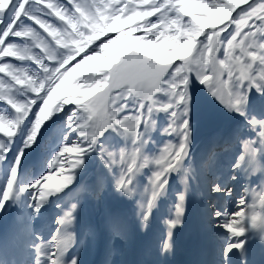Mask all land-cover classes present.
<instances>
[{"label": "snow or ice", "instance_id": "6c2138e0", "mask_svg": "<svg viewBox=\"0 0 264 264\" xmlns=\"http://www.w3.org/2000/svg\"><path fill=\"white\" fill-rule=\"evenodd\" d=\"M239 5L243 6L237 11ZM193 9L207 11L210 19L223 13L217 21L223 26L206 33L205 28L209 25L198 20ZM233 12L234 16L231 15ZM151 16H156V19L144 24L135 23L131 29H124V25ZM184 16L192 19L184 21ZM53 17H58L64 23L56 24ZM227 17L230 19H226ZM27 19L33 21V27L28 31L18 30L22 20ZM110 31H114L118 39L108 36L107 40L101 41L90 51H85L97 34L103 35ZM132 32H139L140 35L132 44L124 46L117 55L110 58L107 71L94 77H86L84 81H77L75 88L70 87L57 97L58 90L77 69L97 56L104 55L105 49L117 44L125 36H130ZM45 33L48 35L45 36ZM200 36L203 39L198 40L197 37ZM12 37H26L34 41V44L31 48L18 46L11 42ZM197 44L199 47H196ZM193 48L195 55L190 60L172 65L164 59L169 54L178 57L181 50L187 56ZM221 52L225 53L222 60L218 59ZM4 57H15L19 61L35 59L39 68L28 73L14 68L13 63L4 60ZM0 61V73H5L8 77L0 78V100L7 98V103L16 113L21 114L20 119L15 122L6 121L0 115V133L6 137H14L17 126L26 118L31 108L39 112L35 124V129L39 130L44 118L49 119L54 111H62L66 104L77 105L69 124V135L65 137L64 146L51 159L48 173L53 168H72L64 186L67 188V184H73L76 170L84 165V158L90 152H99L106 167L114 169L119 166L123 169L117 180V187L132 196L135 175L141 169L154 165L156 171L151 181L152 194L144 216L147 222L157 197L168 186L170 174L180 172L187 157L190 142L191 82L195 76L201 78L229 108L241 115H246L253 88L264 97V0H210L209 3L194 0H56L55 3L52 0H0ZM72 62H75L74 65ZM81 87L90 89L84 94L85 97L93 91L105 88L107 91L87 103H80L79 98L73 100L72 97L73 92ZM21 94L28 97L24 103L12 99L19 98ZM161 94L167 97L166 101L161 100ZM54 98L58 102L53 104ZM130 100L136 101L134 109L129 104ZM129 111H134L135 116H129ZM158 111L170 113V132L181 140L177 144H169L159 157L150 160L143 155V147L147 143L144 137L146 132L154 129L153 116ZM249 124L257 130L258 142L249 141L244 145V153L239 157L235 168L247 173L256 164L260 171H264L257 160L264 151V120L252 119ZM108 131H115L125 139H132L130 156L127 150L107 152L103 148L102 140ZM37 136L38 131H33L26 147L30 148ZM6 146L7 142L0 146V156L5 159L7 153L3 149ZM40 147L37 145V148ZM70 152L77 153L74 162L67 165L58 162L61 159L68 161L69 157L65 153ZM22 158L16 161L8 181L0 190V211L18 192L24 191L32 194V207L38 213L48 197L64 190L62 187L51 192L44 191L48 188L46 181L51 179L49 175L21 188L19 177ZM185 185L187 188V181ZM221 191L219 184L213 187V192ZM252 197L250 208L245 199H240L239 205L249 208L251 225L256 229L264 220L261 218L260 224H257L256 200L259 199L264 204V194L257 196L253 193ZM185 202V195H180L176 218L169 222L170 228L181 223ZM75 211L76 206L73 205L58 221L60 227L56 235L37 249L40 256L47 259V264H65L64 257L75 242L71 231ZM245 218L246 213L240 209L226 219L223 213H216V219L224 221L220 226L233 238L245 235ZM244 247L243 242L233 240L225 253H231L233 249L242 250ZM164 248L169 250L170 244L166 243ZM71 264H76V261L72 260Z\"/></svg>", "mask_w": 264, "mask_h": 264}, {"label": "rangeland", "instance_id": "374dc122", "mask_svg": "<svg viewBox=\"0 0 264 264\" xmlns=\"http://www.w3.org/2000/svg\"><path fill=\"white\" fill-rule=\"evenodd\" d=\"M194 2H200V3H202L201 0H194ZM194 10L195 11H198V12L202 11V10L193 9V11ZM59 21L60 20L57 17V23L56 24H60L61 21H60V23H59ZM21 23L19 25V29L18 30H21V31L26 30V31H28V30L31 29V28L23 29ZM41 31L43 32V29ZM47 35L48 34L45 33V36H47ZM20 38L21 37H19V39ZM49 39H51V37H49ZM11 42L17 44L18 46H23V47H26V48H31L32 45L34 44V41H30V40L29 41H25L26 42L25 45L20 44V43H17L16 41H11ZM93 42H94V40L91 41V43L89 44L91 47L94 46V43ZM126 45H128V43L124 44L123 47L126 46ZM123 47H121V48L119 47V48H117L115 50L110 51L105 56V59L107 61H106V63L103 64V66L108 65L110 58L113 57V56H115V55H117L122 50ZM9 58L15 59V57H4L3 59L9 60ZM100 59H101L100 56H97V60H100ZM218 59H220V60L223 59L222 52L219 53ZM93 60H95V59H93ZM187 60H190V59H187ZM28 61L29 60H26V62H28ZM30 61L37 63V65L39 66V63L35 59L30 60ZM0 65H2V61H0ZM12 66L14 68H19V67H15L14 63H13ZM27 67L28 68H26V67L25 68L24 67H20L19 69H21V70H23L25 72H28V73H33L37 69V67L33 66L32 63H29V66H27ZM99 67H100V65L99 64H96L91 69H93V70L94 69H99ZM29 68H31V72H30V69ZM86 69H87V64L86 65H83L81 68L77 69V71L75 73H73L72 76H75L76 78H82L83 75H84V73H85V70ZM257 75H259V74H257ZM193 76H195V74H193ZM70 78L71 77H69L68 80L65 81V86L63 85L58 90L57 97L61 96V93L62 92L64 93L66 89L70 88V86H69V80H70ZM196 78H197V76H195V79L191 82L192 83V88H191V92H192V103H191V105H194L195 106V107L191 106V108H193L192 109L193 113L190 115V118H193L190 121V135H192L193 138L196 137V136H198L196 131H198L199 129L205 130V129H207V127L210 124L212 125L213 122H214V121L212 122V118H213L214 114L217 113L220 110H224V108H227L230 111H233L234 112V113H232L233 116H234V119L233 120H236L237 119L240 122L242 128H245V127H243V125H245V123H249V121L251 119H253V117L250 116V114H251L250 112H252V109L251 108L247 107V109H246V115H241L240 113H238V112L234 111L233 109L229 108L227 106V104L224 101H222L219 97L215 96L214 93L209 89V87H208L207 84H204L201 87V85L203 84L204 81H202V80L199 79L198 84L196 83V85H197L196 86L195 85ZM103 91H107V89L105 88L104 90H100V91H97V92L95 91L96 93L94 92L95 94H93L91 97L74 96V95H81L82 94L81 89L78 88L76 91L73 92V97L72 98H73V100H76L77 98H79V102L80 103H87L88 100L94 99L96 96L101 95V93ZM252 92H253V94L250 96V100H249V104L248 105L251 106V107L256 106V108L254 109V112L256 114H258L259 111H260V114L261 113H264V97H262L259 93H257L255 88H253ZM33 94L34 93H30V95H33ZM12 99L16 100V102H18V103H24L25 102V100H22L20 97H19L20 100H17L14 97ZM56 102H58V101H57L56 98H54L53 104L56 103ZM1 107L3 108V111H0V115H3L5 117V119H6V121L15 122L16 119H20L21 114L16 113L14 109H10V108H8L5 105H3ZM77 107L78 106L75 105V104L68 105L65 108V112H64V115L65 116H64L63 120H61V121H59V118H56L58 116L57 115V111H54L53 114L51 115V117L49 119H47L46 117L44 118V121L42 122V126H41V128L39 130H36L34 128L35 121H36V118L39 115V112L37 113V110L35 108H31L30 109L29 114L26 116V118L22 119L21 120V123L17 126V134H19L21 132V130H23L24 128L26 129V131H25L24 138L22 139V141H20V144L21 145H20L19 149L13 155L11 165L9 167L8 166H4V163H3L1 165V167H0V174H1V176H0V181H1V183H0V190L3 189L4 185L8 181L10 172L15 167V164H16L15 161L18 160V159H20L21 157H23L25 155V153L28 151L29 147H26L27 144H28V137L30 135H32L34 129H35V131H38V133H41L42 130L45 129V127L47 125L51 124V122L52 123L54 122L53 121V118H55V123L51 125V126H53L52 129L55 128V127L58 128L60 126L58 128V130L61 131L60 137L62 135L68 136L69 135V124H70V121L73 118V115H74L73 112L77 110ZM259 108H260V110H259ZM62 112H63V110L62 111H59V114H62ZM32 113H35V115H33ZM163 113H164V111H158V112H156L154 114V118L156 119V121H157L158 118H160L163 115ZM168 113L169 112H166L167 115H168ZM252 114H253V112H252ZM52 116H53V118H52ZM217 120H218V124H221V117H218ZM25 121L27 122V126L24 127ZM192 122H196L197 129L192 130L193 129L192 126H191V123ZM239 122H237L235 125H239ZM251 126L252 125L249 124V127L250 128H251ZM154 128H155L156 131H158V126L156 124H155V127ZM120 136H122V135L120 133H118V132H115V131H108V132H106L105 133V139H107V141L102 142L103 148L107 152H119L121 150H127V148H126V147H128L127 141H130L131 138L125 139V143H124L123 147L120 144L121 145L120 147L123 148L121 150H120L119 147L117 149V145H115V148H113V149L110 148V146L112 144L110 139H113L114 142H119L120 143V141H121ZM144 138L147 141V143L143 147V155L145 157H147L148 159L152 160V158L150 156V150L147 147V145L149 144L147 132L145 133V137ZM74 139H75V133H73V140ZM37 141L38 140H36V142ZM45 143H46V145L43 146ZM4 145H5V142H4ZM47 145H49L47 142H43L42 147L45 148ZM0 146H2V145L0 144ZM49 147H50V145H49ZM69 147H71V145H69ZM3 150L5 152L6 147H4ZM263 153H264V151H263ZM21 154H22V156H21ZM65 155L67 157H69V160L68 161H65V160L61 159V162L67 165L68 163L75 161V158H76L77 153L76 152H70V153H65ZM98 160H99V162H98L97 166L95 167V163H97ZM115 169H117V166L114 169H109L108 167L105 166V163L101 159V154L99 152H90L84 158V165L80 169H77L76 170L75 179H74L73 184L77 180H79L81 177H83L84 175L86 177L85 178V182L92 181V183L94 182L98 186V191H96L97 193L102 192V190H104V186H107V185L111 184V189H112V191L114 190V194L113 195H115V196L117 195L116 196V199H115L116 202L113 201V203L115 202L114 205L116 203H122V204L127 203L128 201H130V198H132V196H129L125 192H123L122 190H120L117 187V183H108V184L106 183V184H104V181H105L106 178H108V175H112L115 179L117 178L115 176V173H116ZM90 170H91V172H90ZM147 170H149V169L147 167H145V168L141 169L138 173H140V172L141 173H144ZM72 171H73V169L70 168V167H67V166L64 167L63 169L58 168L54 172L55 175L53 177V181L50 180V181L47 182L48 188L47 189H44V191L51 192V191L58 190V189H60L62 187L64 188L63 191H65L66 189H68L69 187H71V185H73V184H67V188L64 187V186H65L66 181L68 180V178L70 176V173ZM203 171H204V173H206L205 175H207V177H205V175H204V177L205 178H209L210 173L208 174L205 170H203ZM211 171H213V168L209 167V172H211ZM184 173H186L189 176V180H190V183H191L192 200H194L196 198H199L200 196H203V195H206V194L208 195L209 198L215 196L214 195L215 192H213V187L216 185V181L213 180L210 183V179H209V181L206 179V182H205V184H207L206 187L202 186L203 184L198 180L199 179L200 170L195 165L192 166L191 164H188V169L185 170ZM118 178H117V180H118ZM102 179H103V182H102ZM25 184L26 185H31L32 184V181H30V178L28 179V181H26ZM149 186L150 185H148V184H146L144 187H141V185H138V184H134L133 185V189H134L133 190L134 191V194H133L134 199H133V201L135 203H140V205H141V203L143 204L145 202V200H146L145 196H143V194L141 192L140 193H139V191L137 192V190H141L142 189L144 192L145 191L147 192V190L149 188L150 191H151V194H152V188H151V186L150 187ZM210 186L212 187V189H210ZM28 194H29V196L32 195L30 192H28ZM113 195H109V197H112ZM52 197H54V195L51 196V197H48V201L41 208L40 212H42V216H43V210H44V212L46 210H48L47 204L52 199ZM112 199H111V201H112ZM234 207H235L234 212L233 213H228L227 212L226 218H228L231 214L232 215H235V212L238 209H240V211H242V209H243V207L239 205V201L237 202V204ZM210 209H211V207L209 205L208 210H209V213H210L209 215L211 216ZM25 212H28V209L27 208H25L24 210H22V214H23L24 217H28L30 219H32L33 215H35V216L38 215L39 216V214H40V212H38V213L37 212H34L33 214H29L31 212V211H29L27 213V215L25 216ZM141 216L142 215H140V217ZM211 220L214 221L215 229L218 230L219 232H221L222 234H224L223 235L224 237L229 236L228 238H232L233 239V237H231V234H229L226 229H224L223 227L220 226L224 221H220L219 220V223L216 224L215 223V221L217 220L216 217H211ZM239 223H240V220L238 219L237 220V224H239ZM30 232H31V229H30ZM44 233H46V232H44ZM162 242H164V240ZM111 248H112V244H111ZM121 251L124 252V249H122ZM87 258H89L88 257V252H86L85 255L83 256V258H80V259L81 260L86 259V262H87V261L90 260V259L88 260ZM77 262L79 263L80 261H77ZM77 262H76V264H77Z\"/></svg>", "mask_w": 264, "mask_h": 264}, {"label": "trees", "instance_id": "16d2710c", "mask_svg": "<svg viewBox=\"0 0 264 264\" xmlns=\"http://www.w3.org/2000/svg\"><path fill=\"white\" fill-rule=\"evenodd\" d=\"M211 11H214V10H211ZM224 14L223 13H218L217 14V17L215 18V19H210L209 18V16H207L206 18H205V22L207 23V24H215V25H218V24H220L219 22H217L218 20H219V18L221 17V16H223ZM228 18V17H227ZM226 18V19H227ZM197 19L198 20H200L198 17H197ZM194 23H195V21H193ZM116 39H118V38H116ZM134 39H135V37H133V36H130V37H124V39L123 40H120L117 44H113L109 49H105L104 50V55H100V60H98V61H94V62H92V64H90V66H94V65H96V64H99V65H101V66H103V64L104 63H106V59H105V56L110 52V51H112V50H115V49H117V48H121V47H123V45L124 44H126V43H128V44H132L133 43V41H134ZM173 57H168V55L164 58V59H172Z\"/></svg>", "mask_w": 264, "mask_h": 264}, {"label": "bare ground", "instance_id": "6f19581e", "mask_svg": "<svg viewBox=\"0 0 264 264\" xmlns=\"http://www.w3.org/2000/svg\"><path fill=\"white\" fill-rule=\"evenodd\" d=\"M22 135H19V139H22ZM158 203H159V201H157L156 202V204L158 205ZM26 224H28V223H26ZM10 230H8L7 231V233H6V237L4 238V239H2V241L0 242V247L4 244V243H6V241H7V239L9 238V236H10ZM14 246H10V248H13ZM179 249V244H177V243H174L173 245H172V247L170 248V250H168L167 251V255L169 256V258L170 259H173L174 260V257H173V254L177 251ZM178 252V251H177Z\"/></svg>", "mask_w": 264, "mask_h": 264}, {"label": "clouds", "instance_id": "9594fccd", "mask_svg": "<svg viewBox=\"0 0 264 264\" xmlns=\"http://www.w3.org/2000/svg\"><path fill=\"white\" fill-rule=\"evenodd\" d=\"M171 50V49H170ZM255 212H256V209H255ZM244 227H245V233H246V231L249 229V225L246 223L245 225H244ZM252 228V227H251ZM259 243L261 244V245H264V237H262V235L259 237ZM170 250V249H169Z\"/></svg>", "mask_w": 264, "mask_h": 264}]
</instances>
